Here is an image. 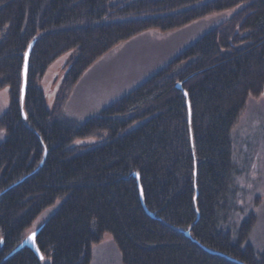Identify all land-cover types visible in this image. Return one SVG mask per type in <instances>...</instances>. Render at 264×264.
Instances as JSON below:
<instances>
[{
  "label": "trees",
  "instance_id": "obj_1",
  "mask_svg": "<svg viewBox=\"0 0 264 264\" xmlns=\"http://www.w3.org/2000/svg\"><path fill=\"white\" fill-rule=\"evenodd\" d=\"M235 7L96 115L80 122L65 114L83 73L120 42ZM67 54L49 105L40 80ZM4 88L0 264H89L105 233L122 264H238L203 247L264 264V251L247 242L256 214L229 223L231 130L249 96H264V0H0ZM87 138L98 141L74 144ZM57 202L36 235L42 258L28 247L11 253Z\"/></svg>",
  "mask_w": 264,
  "mask_h": 264
},
{
  "label": "rangeland",
  "instance_id": "obj_2",
  "mask_svg": "<svg viewBox=\"0 0 264 264\" xmlns=\"http://www.w3.org/2000/svg\"><path fill=\"white\" fill-rule=\"evenodd\" d=\"M237 8L210 14L184 27L161 31L151 29L120 42L87 69L68 97L64 112L82 122L131 89L164 64L178 50L194 41L210 27L229 17ZM68 56L53 62L40 80L47 103L54 95L65 73ZM9 103L8 89L0 90V115ZM5 132L0 129V141ZM98 139H77L74 144L91 146ZM232 157L236 166L233 209L229 223L239 222L249 212L256 214V223L247 242L264 251V96H249L245 108L231 130ZM58 202L47 207L28 227L24 235L40 227L57 208ZM225 228L231 224L223 223ZM233 229V228H232ZM89 264H122L112 235L92 245Z\"/></svg>",
  "mask_w": 264,
  "mask_h": 264
},
{
  "label": "water",
  "instance_id": "obj_3",
  "mask_svg": "<svg viewBox=\"0 0 264 264\" xmlns=\"http://www.w3.org/2000/svg\"><path fill=\"white\" fill-rule=\"evenodd\" d=\"M32 45H33V42H30V44L28 45L27 50L25 52V55H24V63H23V68H22L21 98H23V96H24V91H25V86H26L27 63H28V57H29ZM176 87L181 89L183 95L187 99V92H186V90H184L182 88V85H181L180 82H178L176 84ZM186 104H187V107H188V114L190 115V107H189V101L188 100H186ZM194 175H196V171H194ZM134 176L136 178V183H137V187H138V190H139V197H140L142 206L147 211L145 203H144V194H143L142 186L140 184L139 175L135 172ZM196 196H197V190L195 191V197ZM147 213L149 215H151V216L153 215V214H151L148 211H147ZM38 229H39V227L37 229L29 232L27 235H25L24 238L22 239V241L14 248V250L11 253H13V252H15L17 250H20L23 247H28L29 249H31V251H33L38 256V258H42V254H41V252H40V250H39V248L37 246V242H36V235H37V233L39 231ZM183 232H184L185 236L191 238L190 229L189 228L184 230ZM203 248L205 250L210 251V252L217 253V254H219V255H221L223 257H226L227 259H229L231 261H234V262H236L238 264H246V263H244L242 261H239V260H237L235 258L229 257V256H227V255H225L223 253L209 250L206 247H203Z\"/></svg>",
  "mask_w": 264,
  "mask_h": 264
}]
</instances>
